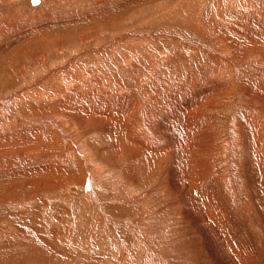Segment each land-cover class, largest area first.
Segmentation results:
<instances>
[{"label":"bare ground","instance_id":"bare-ground-1","mask_svg":"<svg viewBox=\"0 0 264 264\" xmlns=\"http://www.w3.org/2000/svg\"><path fill=\"white\" fill-rule=\"evenodd\" d=\"M131 1L40 0L32 7L23 0L27 15H21L19 0L2 1V6L17 8V18L0 17L10 24L6 29L0 25V53L16 30L17 39L26 37L18 46L28 48L52 23L80 27L100 18L115 25L101 39L96 35L102 30L92 25L80 30L76 40L68 35V43L82 45L52 58L40 75H31L28 86L0 103L13 111L24 94L41 103H62L67 110L56 109L55 119L46 118L44 126L50 121L62 142L79 131L83 137L75 149L68 143L90 166L82 172V184L87 182L90 191L83 188L77 213L82 219L75 217L61 240L85 256L90 253L92 264H264V1L152 0L115 30L124 19L111 23L113 14ZM201 10L209 17L201 18ZM210 19L244 42L221 36L229 45L207 48ZM48 44L51 53L63 55L61 38L52 36ZM38 86L43 88L37 92ZM232 88L231 115L238 107L246 111L231 120L227 133L217 127V108L210 115L185 110L214 105ZM181 112L185 119L178 122ZM94 137L102 143H95L101 154L113 163L126 162L122 197L137 199V212L127 220L102 210L97 193L103 184L113 191L116 183L98 170L101 160L84 146ZM252 145L261 167L247 149ZM141 211L140 220L131 221ZM96 212L107 226L124 228L132 244L99 228ZM89 257L81 261L90 264Z\"/></svg>","mask_w":264,"mask_h":264},{"label":"rangeland","instance_id":"rangeland-1","mask_svg":"<svg viewBox=\"0 0 264 264\" xmlns=\"http://www.w3.org/2000/svg\"><path fill=\"white\" fill-rule=\"evenodd\" d=\"M2 1H0V17L1 15L2 17L11 15L10 17L14 16L13 18L16 19L17 14L14 12V8L15 10L17 8L14 5L11 7L7 5L2 6ZM19 1L21 3L19 5L23 6L21 15H27L28 9H24L26 5L23 0ZM29 3L32 7H38L41 2L33 5L31 0H29ZM151 3L152 0H132L126 7L116 11L113 14L111 23H113L114 19H117L118 22L124 20L115 30L122 28L123 22L130 20L132 18L130 16L133 14L144 11ZM206 7L208 8L209 6ZM200 16L204 18L208 15L204 10H201ZM110 17V15L106 16L108 21ZM210 20L211 30L209 36L204 40L207 48L215 49L218 45H229L227 42L220 40L221 36H228L233 40L244 42L238 36L224 33L221 28H216V22L213 19ZM87 24L76 27L52 23L39 32V39L34 40L33 44L28 48V45L22 48L19 47L23 42L22 39L25 41L26 37L20 36L17 39L16 30L15 36L9 38L7 47L4 46L6 51L0 53L1 105V101L4 98L21 91L29 85L34 76L40 75L44 71L42 70L43 66L48 68L52 58L66 56L70 48H78L82 45L81 41L68 43V35H75L76 40V35L80 30L92 25L102 30L96 35L97 39H101L103 38V33L111 34L115 26L113 24L108 25L106 21H101L100 18H94ZM0 25L5 29L10 26L8 21L1 18ZM52 36L61 38L63 55H54L50 52L51 45L48 44V41ZM215 36L219 38H215ZM40 54L45 60V64L41 63ZM238 84H240L239 81ZM260 84L264 85L262 82ZM41 88L43 87L38 86L34 90L38 92L41 91ZM24 96L27 97L25 98ZM21 98H17L19 102L18 100L17 102L15 101L13 111L4 110L0 107V264H62L64 262L65 264H87L88 262L86 261L87 263H85V260L84 262L81 261V258H88L90 253H87V257L85 256L86 254L71 249L68 242L61 240L64 234L67 235V229L65 228L72 223L74 218H81L80 216L78 218L77 213L81 209L80 204L84 201L82 200L83 188L86 187L85 190L87 192L90 191L87 182L84 185L82 184V172H88L90 169L89 164L84 163L79 156H75L72 149L69 150L70 143L73 144L72 147L74 149L76 145L80 147V140H83V137L79 131V136H75L76 138L74 137L72 140H63V143L60 136L61 132L50 121H47V126H44L43 122L46 118H49V120L55 119L54 113L57 110L61 112L67 110L62 103L56 101L41 103L28 96V94H24ZM234 99L235 90L232 88L229 97L216 99L214 105H194L185 110H188L190 114L210 115L214 112V108H217L219 113L217 127L223 133H227L229 128H231L229 126L231 120L233 119L236 122L238 113L246 111L243 107H238L234 114L231 115ZM238 101L241 103L240 97ZM222 105H224V108H222ZM184 119L185 114L181 112L178 122ZM48 141L49 143H47ZM99 141L98 138L94 137L92 140L85 141L84 146L96 159L101 160L100 164L102 163L103 169L98 170L107 172L105 176L109 179L111 177L110 181L112 180V183H116L117 185H113L112 191L109 185L103 184L101 192L97 193L98 199L102 202V207L105 208L102 210L107 211L108 213H106L110 218L120 217L127 220L131 213L137 212L135 208L137 207V204H135L137 203V199L134 196L122 197L124 196L122 193L126 189L124 181L125 183L127 182V175L123 168L126 166V162L123 164L120 162L113 163L111 158L101 154L95 145ZM135 141L138 142L137 140ZM98 144L102 145V143ZM247 149L251 154L256 156L261 167L256 147L252 145L248 146ZM117 164H121L122 167L121 169L118 167L114 171V167ZM114 174L120 175L115 179L116 175ZM158 178V176L152 177V179ZM122 180L123 185L119 182ZM143 215L141 211V214H138L136 218L134 217L135 219L131 218V221L137 222ZM94 216L97 220H95V223L99 228L110 229L109 233L113 236L112 238L118 235V238L127 239L128 246L132 244V236L124 228H121V230L120 228L115 229L111 225L107 226L101 213L96 212ZM75 249L78 248L76 247ZM113 249L114 244L111 248L112 253L115 251ZM89 260L90 264L94 262L90 257ZM205 260L207 261V259ZM212 263L214 264L215 261H212Z\"/></svg>","mask_w":264,"mask_h":264},{"label":"snow or ice","instance_id":"snow-or-ice-1","mask_svg":"<svg viewBox=\"0 0 264 264\" xmlns=\"http://www.w3.org/2000/svg\"><path fill=\"white\" fill-rule=\"evenodd\" d=\"M39 2V0H33V3H38Z\"/></svg>","mask_w":264,"mask_h":264}]
</instances>
